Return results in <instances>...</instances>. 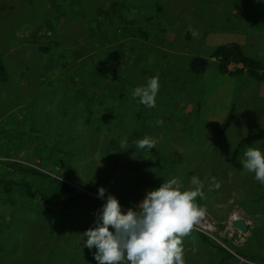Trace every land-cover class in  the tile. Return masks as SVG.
<instances>
[{"label": "rangeland", "instance_id": "obj_1", "mask_svg": "<svg viewBox=\"0 0 264 264\" xmlns=\"http://www.w3.org/2000/svg\"><path fill=\"white\" fill-rule=\"evenodd\" d=\"M246 35L244 53L264 65V0H0V63L8 64L10 75L9 83L0 81V264H97L95 249L83 247L82 235L96 215L74 211L73 219L63 220L64 212L49 205L56 214L44 222L39 205L27 196L25 176L13 170L21 165L60 177L64 165L77 170L73 177L84 187L99 177L93 191L98 195L104 187L124 210L143 200L136 198L144 188L145 195L153 190L152 181L158 188L176 179L192 189L195 176L203 192L196 202L208 209L202 218L217 232L209 242L194 228L182 237L184 264H213L224 253L222 242L233 248L223 238L233 244L238 236L230 238L225 224L239 212L257 218L235 246L250 247L262 258L237 255L245 264H264V184L241 164L244 152L264 147V139L242 146L229 162L244 138L264 129V80L257 92L250 77L240 74L231 90L224 89L230 84L210 56L228 39ZM40 42L53 49L43 70L48 89L31 98L12 86L36 84ZM197 58L203 63L195 69ZM101 69L110 70V81L94 74ZM153 76L160 90L156 107L147 108L131 94ZM223 107L220 122L217 108ZM231 111L233 122L222 134ZM142 134L151 150L137 148ZM30 182L34 190L45 189L40 178ZM59 231L72 236L59 239ZM240 258L234 264H243Z\"/></svg>", "mask_w": 264, "mask_h": 264}, {"label": "clouds", "instance_id": "obj_2", "mask_svg": "<svg viewBox=\"0 0 264 264\" xmlns=\"http://www.w3.org/2000/svg\"><path fill=\"white\" fill-rule=\"evenodd\" d=\"M159 90V78L153 76L135 87L131 95L145 107L154 108ZM120 143L124 147L126 141L122 139ZM136 143L138 149L154 147L148 137ZM241 164L264 184V147H249ZM191 184L192 189H184L176 179L165 180L127 210L116 196H106V189L100 187L98 197L106 199L97 210L93 226L82 234L83 247L95 249L97 264H184L182 237L204 215V209L196 202L198 196L203 197L202 183L193 176ZM237 214L251 224L242 213Z\"/></svg>", "mask_w": 264, "mask_h": 264}, {"label": "trees", "instance_id": "obj_3", "mask_svg": "<svg viewBox=\"0 0 264 264\" xmlns=\"http://www.w3.org/2000/svg\"><path fill=\"white\" fill-rule=\"evenodd\" d=\"M186 39L190 40V34L187 33ZM210 56H211V58L216 59V61L218 62L219 71L224 75L237 76V75L246 73L249 77L257 79L258 81L264 80V76L261 74L262 70L264 69L263 63H261L258 59L247 56L244 53L243 48L240 44L230 43V44L217 46L212 50ZM115 60H117V59H115ZM231 66H235V69L230 70ZM238 66H242V68H239ZM109 69L112 70L111 73H114V74L116 73L115 67H110ZM109 69H107L105 71L110 72ZM43 70L44 69H42V73H43ZM101 71H102V69H101ZM101 71H100V76H101L100 80L103 81L104 79H106L107 81H110L111 74L109 72H103L104 70L102 72ZM95 73L96 72H94V74ZM0 77L3 81L6 80L5 67H4L3 63H0ZM103 97H105V96H103ZM233 118H234V112L231 111L229 113L227 119L225 120V122L221 125L222 127H221L220 132L222 134H224L230 128V126L233 122ZM141 137H144V134H142ZM259 139H264V129H260L258 132L250 134L246 138H244L240 142L238 147L236 148L235 153H233L230 162H234V160L237 157V155L239 154L238 152L241 150L240 148L242 146L247 145V144L251 145ZM60 169L64 171L65 176L64 175H62L61 177L57 176L53 173V170L44 171L43 169H39V168L28 169L27 165H21L17 169H13V170H20V171H22L23 176H25V179H23V180L21 179V180H22V182L25 183L24 187L27 189V196L30 197L31 199H34L35 200L34 202L39 205V209H41V211L43 212L42 213V219L44 222L52 220L53 215L56 214L55 212H52L49 205L57 206L64 212L63 220L73 219L74 216L70 212H74V211H76V212L80 211V212L88 213L90 215L91 214L96 215L97 210L105 202V201L99 200V198L96 197L97 194L93 191V187L98 188L100 186L99 185V181H100L99 177L92 182L93 187H84V186H82L83 184H81V182L77 183L78 179L76 180L73 177V175L75 174V172L77 170L76 171L72 170L74 172L73 173L68 168H65L64 165ZM90 173L93 176L92 172H90ZM33 178H40L42 180L43 184H45V189L44 190H41V189L34 190V188L31 186V182H30V179H33ZM25 180H27L29 183L26 182ZM1 182L4 185L5 184L10 185L9 182H5V181H1ZM145 185H147V184L143 183V186H145ZM156 185H157L156 182L152 181L149 184V187H152V189H155L154 187H156ZM76 186H79V188H81L83 190L80 191V189H78ZM144 195H145V188H144L143 195H141L139 193L136 200L138 201L140 199H143ZM119 201L121 202L120 199H119ZM41 202H45V203H41ZM46 203H48V204L45 205ZM205 203H207V200H205V201L203 200V204H205ZM206 206L207 205H204V207H203L204 210L207 209ZM246 214H248V213H246ZM248 215L253 216V214H248ZM63 220H62V222H63ZM218 221H222V219L218 220ZM60 224H61V222H60ZM55 225H53V226H55ZM89 227L90 226H87V229ZM72 232H74V231H72ZM67 235H69L68 231H59L58 232V238L59 239L65 238V241H66L72 236V233L70 234L69 237H67ZM199 235L202 238H204L205 242L212 241V239L210 237H208L204 234L199 233ZM223 239L226 240L227 242H229L233 248H231L230 246L226 245L223 242L219 243L221 245H218V247L220 249H222V251H224V253H222V255L217 258L218 260H214L213 264H234V262L238 261V258H236L231 253V251L240 255V257L248 259L250 261H253V260H252V258H249L246 253H249L251 256H252V253H254L256 256L255 258H257V256H261V255H258L256 252L250 250V247H244V248L239 247L238 248L237 246L232 244V242L229 238L224 237ZM65 241H62V242H65ZM226 246H228V248L230 247V249L229 250L226 249ZM213 250L211 248V251H213ZM247 250H249L250 252H248ZM261 258H262V256H261Z\"/></svg>", "mask_w": 264, "mask_h": 264}, {"label": "crops", "instance_id": "obj_4", "mask_svg": "<svg viewBox=\"0 0 264 264\" xmlns=\"http://www.w3.org/2000/svg\"><path fill=\"white\" fill-rule=\"evenodd\" d=\"M29 4H31L30 2H28L27 4H23L24 6H23V8H25V9H28V7L29 6H26V5H29ZM39 25H40V23H39ZM37 29V28H36ZM51 32L52 31H50L49 33L51 34ZM237 32H240V33H243V32H241V31H237ZM43 33V35H44V37H45V32H42ZM49 34V35H50ZM64 36V35H63ZM45 38H47V37H45ZM62 39L60 38V41H61ZM228 42H226L225 44H227V43H237V44H240L241 46H242V48H245V45H246V43H248V40H247V35H246V38L244 37V38H241V37H237V38H232V39H228L227 40ZM36 46V52H38V56H37V58H38V60H39V63H41V65L40 66H38V73H39V75H38V77L36 78V84H34V83H28V84H26V83H24V82H21V83H18V84H14L13 86H12V88H23V93H26V94H29V95H31V98H34L35 97V94L33 95L32 93H35L38 89H41L42 91H45L46 89H48V85H44L42 82H43V80H44V74L42 73V69H46V65H48V62H46V57L45 56H49V52H51V50H53V49H50V48H47V47H45L44 45H43V43L42 42H40L39 44H36L35 45ZM15 49H16V46H13V45H10V47H9V51L10 52H13V51H15ZM56 49L57 50H59L60 49V47H56ZM55 50V49H54ZM45 53V55H44V57H43V55H41V54H44ZM215 60V59H214ZM4 67H5V74H6V80H2L1 79V77H0V81L1 82H5V83H9L10 82V75H9V69H8V64H5L4 65ZM239 68H242V66H238ZM233 67H230V70H233L232 69ZM103 72H108V71H103ZM261 74L264 76V69L262 70V72H261ZM95 75H97L98 76V78L100 79L101 78V76H100V73H95ZM243 76H248L246 73H243L242 74ZM226 76V78H227V80H228V83L230 84L229 85V87H225L224 85H222L223 86V88L224 89H228V90H231V85H233L234 86V83H236L237 82V80H236V76H228V75H225ZM242 76V77H243ZM249 77V76H248ZM22 79V78H21ZM248 79H250V80H252L253 81V83L251 84L252 85V87H254L253 89L255 90V91H257V92H259L258 91V89H260V86H261V82L262 81H258L257 79H254V78H248ZM93 82H94V80L93 79H91L90 80V82L88 83V87L90 88V90L93 88ZM247 83H248V85H249V82H248V80H247ZM13 90V89H12ZM83 90V89H82ZM86 91H87V89H85ZM263 91H264V89H263ZM102 94V93H101ZM8 96V95H7ZM99 96H100V93H99ZM9 97V96H8ZM262 97H264V93H262ZM13 98H14V96H13ZM46 98V100H48L49 98L48 97H45ZM102 99H103V97H101ZM42 99V98H41ZM41 99H39L40 101H41ZM224 99H225V97H224ZM223 99V100H224ZM101 102H102V100H101ZM19 107H21V104H16V108H19ZM217 111L218 112H220V116L221 117H219L218 116V120H220V122L223 120V115H224V112H225V109H224V107L223 108H221V109H219V108H217ZM219 122V123H220ZM261 186H263V184H261ZM101 200V199H100ZM102 201V200H101ZM259 201V200H258ZM207 212H208V209H205ZM245 217H247L248 219H249V221H250V227L249 228H253V226H254V221L253 220H251L252 218H257V217H255V215H253V216H251V215H248V214H246V215H244ZM193 230V229H192ZM195 232H197L196 230H194ZM197 235H198V233H197ZM208 252V251H207Z\"/></svg>", "mask_w": 264, "mask_h": 264}, {"label": "built area", "instance_id": "obj_5", "mask_svg": "<svg viewBox=\"0 0 264 264\" xmlns=\"http://www.w3.org/2000/svg\"><path fill=\"white\" fill-rule=\"evenodd\" d=\"M239 216L236 213V215L233 216L232 221H228V224H225V232L228 233L230 238L235 237V235H237L238 237L233 241L234 245H239L242 241H244V237H245V233L241 232L239 229H236L235 227H233L232 222L234 220H238ZM197 226V227H196ZM196 227V228H195ZM194 229H197L201 234H204L208 237H211V233H216L217 229L215 228V226L213 224H211L208 220L203 219L202 217L199 219V221L195 224V226H193ZM213 239H215L214 236H212ZM231 253L236 257V258H240L235 252ZM241 263L244 262L243 259H241ZM245 264V263H243Z\"/></svg>", "mask_w": 264, "mask_h": 264}, {"label": "water", "instance_id": "obj_6", "mask_svg": "<svg viewBox=\"0 0 264 264\" xmlns=\"http://www.w3.org/2000/svg\"><path fill=\"white\" fill-rule=\"evenodd\" d=\"M202 63H203V60L200 58H197L193 62V67L195 69H198V68H200ZM96 197H98V195H96ZM99 199H101V198H99ZM101 200L105 201L104 199H101ZM238 216H239L238 220H234L232 222V225L236 229H239L241 232L246 233L249 230L250 224H249L248 220L246 218H244L241 214H239Z\"/></svg>", "mask_w": 264, "mask_h": 264}, {"label": "flooded vegetation", "instance_id": "obj_7", "mask_svg": "<svg viewBox=\"0 0 264 264\" xmlns=\"http://www.w3.org/2000/svg\"><path fill=\"white\" fill-rule=\"evenodd\" d=\"M230 162V161H229ZM232 163V162H231Z\"/></svg>", "mask_w": 264, "mask_h": 264}]
</instances>
